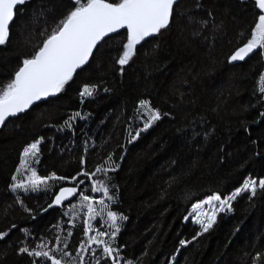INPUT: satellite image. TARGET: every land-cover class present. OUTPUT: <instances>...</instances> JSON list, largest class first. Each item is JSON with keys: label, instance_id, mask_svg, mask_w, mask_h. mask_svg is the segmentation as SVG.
Instances as JSON below:
<instances>
[{"label": "trees", "instance_id": "obj_1", "mask_svg": "<svg viewBox=\"0 0 264 264\" xmlns=\"http://www.w3.org/2000/svg\"><path fill=\"white\" fill-rule=\"evenodd\" d=\"M71 7L72 0H26L17 6L11 38L0 46V88ZM258 15L253 0H180L170 25L140 43L127 65L115 63L126 40L121 30L95 48L64 90L8 118L0 127V232L7 233L0 238V264L40 260L19 249L41 242L67 251V257L56 253L66 264L100 259L102 249L77 251L87 240L84 214L76 209L70 216L81 192L98 198L91 181L77 176L81 169L94 173L97 166L115 169L94 178L108 185L111 210L126 217L111 239L120 264H254L257 253L256 264H264V190L241 193L231 202L232 211L218 213L207 232L184 220L192 204L207 195H231L245 178L264 177L259 91L264 56L256 50L245 61H228L250 38ZM85 85L96 86L93 96H80ZM140 100L149 101L161 119L137 135L143 128ZM36 139H41L38 175L66 179L13 193L20 152ZM69 185L78 187L77 195L49 208L54 192ZM92 226L89 235L112 230L106 217ZM182 239L188 243L180 245Z\"/></svg>", "mask_w": 264, "mask_h": 264}, {"label": "snow or ice", "instance_id": "obj_2", "mask_svg": "<svg viewBox=\"0 0 264 264\" xmlns=\"http://www.w3.org/2000/svg\"><path fill=\"white\" fill-rule=\"evenodd\" d=\"M26 0H0V46L6 45L11 38V24L14 21L16 8L18 5H24ZM177 0H72V7L67 14L57 23L52 32L43 39L42 44L34 51L30 57H25L20 62L18 69L14 72L12 78L3 88H0V124L5 123L8 117H14L18 113H23L37 101L44 98L55 96L64 90L65 85L73 79L74 73L81 66L86 65L95 48L109 34H119L121 30H126V40H122V51L115 63L121 67L127 65L133 57L136 47L146 38L159 34L166 29L171 22L174 11V5ZM255 8L259 10L254 26L251 28L250 38L246 43L238 47L228 56V61H243L249 54L260 50V55L264 56V0H255ZM95 85H85L80 96L91 97L94 94ZM259 91L264 94V74L260 78ZM139 107L144 110L143 115L146 117L143 128L140 131L147 130L154 122L161 119V113L152 108L149 101L140 100ZM168 115V113H164ZM264 115V113H262ZM79 117L80 113L74 114ZM69 117L65 125L70 127ZM133 140L136 136L132 137ZM41 139H36L28 143L20 152V163L17 172L27 169L29 175L23 180L17 181L14 175V181L10 187L12 190L24 189L38 191L42 186L46 187L48 181L65 180L63 176H57L54 173L43 177L38 175L37 171L30 167L31 162L39 155V145ZM111 156H109V160ZM86 160L81 157L80 164L84 165ZM114 171L115 169H104L97 166L94 173H89L81 169L77 176H83L86 180L91 181V192L101 194L96 199L83 192L79 195V204L72 205L74 211L79 207L84 209L83 234L87 237L86 241H81L78 252L85 250L96 253L97 249H102L100 259L95 264H108L111 259L112 264H120L118 252L111 244L112 241L105 240V236L115 238L120 231L118 221L126 219L116 211L111 210L110 204L114 197L110 194L108 185L100 180H96L95 174L100 172ZM77 176L70 179L77 180ZM84 184L85 180H81ZM264 190V177L245 178L243 184L237 187L231 195L222 196L213 192L204 199L198 200L192 204L194 210L192 220L198 224L203 232H207L213 227L217 219V214L227 210L232 211L231 202L241 193H251L252 196L257 194V189ZM78 187H60L59 191L54 192V198L49 208L53 205H61L69 197H74ZM251 198V197H250ZM17 203H20L18 200ZM205 206H207L205 208ZM27 211V209H25ZM100 217L104 219L112 229L110 233L103 230H96L95 235H89L93 231L92 221ZM71 223V220L69 221ZM15 227V225H13ZM7 235L0 232V238ZM71 231L68 236H72ZM201 235L197 232L196 236ZM196 237L194 236L193 239ZM59 243L60 237L57 236ZM67 244V237L64 239ZM180 245L188 243L185 240L179 241ZM95 245V247H91ZM47 249V250H45ZM20 253H26L29 257L41 258L34 259L32 264H66L63 259L57 258L56 253L63 257L69 256V253L58 247H48L43 242L36 245V248L29 249L22 247ZM261 257L260 253L256 254L254 264ZM80 264H84L83 257L80 258Z\"/></svg>", "mask_w": 264, "mask_h": 264}, {"label": "rangeland", "instance_id": "obj_3", "mask_svg": "<svg viewBox=\"0 0 264 264\" xmlns=\"http://www.w3.org/2000/svg\"><path fill=\"white\" fill-rule=\"evenodd\" d=\"M145 117L144 116H141L140 117V122L141 123H143L144 124V121H145ZM36 161H37V158L36 159H34L32 162H31V165H30V167L31 168H33V169H35V164H36ZM18 166H19V164H18ZM17 166V167H18ZM30 173H29V171L27 170V169H22L20 172H17V168H16V170H15V173H14V175L17 177V181L16 182H19L20 180H23L26 176H28ZM13 175V176H14ZM13 181V180H12ZM14 182V181H13ZM12 182V183H13ZM244 183V182H243ZM18 192V191H20V193H24V189H16V190H12V192L14 193V192ZM25 192H28V191H25ZM84 193V192H83ZM96 195H98V198H100V195L101 194H96ZM90 196H92L93 198H95V196L94 195H90ZM98 198H96V199H98ZM194 203H196V202H194ZM79 204V199L76 201V202H74L73 203V205H78ZM207 206H205V208H206ZM77 210L79 211V212H81V213H83L84 214V209H81V208H77ZM225 211H227V210H225ZM193 213H194V210L192 209V206L190 207V209H189V212H188V214L185 216V218H184V220H187L188 218L193 222V220H192V216H193ZM75 214H76V212H75ZM70 216L71 217H73V216H75L74 215V211L73 210H71L70 211ZM112 231V230H111ZM110 239H112L110 236H109V240ZM96 260H98V258H97V256H93L92 258H90V260H89V263L90 264H93V263H95L96 262Z\"/></svg>", "mask_w": 264, "mask_h": 264}, {"label": "water", "instance_id": "obj_4", "mask_svg": "<svg viewBox=\"0 0 264 264\" xmlns=\"http://www.w3.org/2000/svg\"><path fill=\"white\" fill-rule=\"evenodd\" d=\"M179 1H180V0H177V3H178ZM239 1H248V0H239ZM253 2H254V4H255V0H253ZM257 11L259 12L258 9H257ZM110 35H112V34H109V36H110ZM149 38H151V37H149ZM149 38H146L145 40H147V39H149ZM145 40H144V41H145ZM93 52H94V51H93ZM251 54H252V53H251ZM249 55H250V54H249ZM91 56H92V55H91ZM91 56H90V58H91ZM90 58H89V60H90ZM88 62H89V61H88ZM88 62H87V63H88ZM236 62H239V61H236ZM87 63H86V64H87ZM233 63H235V62H233ZM84 66H85V65H84ZM82 67H83V66H81V68H82ZM77 70H78V69H77ZM74 74H75V73H74ZM47 98H48V97H47ZM44 99H46V98H44ZM44 99H43V100H44ZM41 101H42V100H41ZM37 102H39V101H37ZM35 103H36V102H35ZM35 103H34V104H35ZM34 104H33V105H34ZM30 106H32V105H30ZM30 106H29V107H30ZM26 110H28V109H26ZM26 110H25V111H26ZM25 111H24V112H25ZM18 114H21V113H18ZM18 114H17V115H18ZM17 115H16V116H17ZM14 117H15V116H14ZM8 118H10V117H8ZM8 118H7V119H8ZM7 119H6V120H7ZM3 124H4V123H3ZM3 124H0V127H2ZM65 187H72V186H65ZM72 198H73V197H69L67 201H70ZM65 202H66V201H65ZM53 206H56V205H53Z\"/></svg>", "mask_w": 264, "mask_h": 264}, {"label": "bare ground", "instance_id": "obj_5", "mask_svg": "<svg viewBox=\"0 0 264 264\" xmlns=\"http://www.w3.org/2000/svg\"><path fill=\"white\" fill-rule=\"evenodd\" d=\"M142 42H143V41H142ZM142 42H141V43H142ZM94 50H95V49H94ZM252 54H253V53H252ZM252 54H250V56H251ZM250 56H248V57H250ZM248 57H246L243 61H245ZM83 67H84V66H83ZM30 107H31V106H30ZM30 107H29V109H30ZM29 109H28V110H29Z\"/></svg>", "mask_w": 264, "mask_h": 264}]
</instances>
